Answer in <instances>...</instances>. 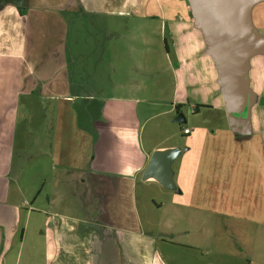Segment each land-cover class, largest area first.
<instances>
[{"label": "crops", "instance_id": "1", "mask_svg": "<svg viewBox=\"0 0 264 264\" xmlns=\"http://www.w3.org/2000/svg\"><path fill=\"white\" fill-rule=\"evenodd\" d=\"M249 20L243 57L222 62L190 0H0V263L20 226L19 249L31 234L24 264H168L151 254L157 239L199 245L200 211L264 222V111L247 107L252 87L264 90L251 75L264 65V0H251ZM185 104L217 110L222 125L181 126ZM158 115L162 128L144 133ZM169 148L182 153L171 163L178 190L161 203L159 237L147 233L144 197L161 184L144 169ZM26 150L31 186L18 165ZM29 212L35 227L20 225Z\"/></svg>", "mask_w": 264, "mask_h": 264}, {"label": "rangeland", "instance_id": "2", "mask_svg": "<svg viewBox=\"0 0 264 264\" xmlns=\"http://www.w3.org/2000/svg\"><path fill=\"white\" fill-rule=\"evenodd\" d=\"M78 28H76V31ZM79 32V31H78ZM262 62L264 63V53L257 55ZM74 61V65L81 64L80 63V56L77 54H73L72 56H68ZM256 58V57H255ZM100 62V56L95 55H85L82 56V63L92 65L94 63ZM97 63V64H98ZM256 69V72L254 71ZM251 71V75L254 80L263 81L264 84V65L263 67H257ZM89 73H91L89 71ZM107 72H102L103 79L107 81V78L104 76ZM74 76H79L81 73L79 72H72ZM83 75V74H82ZM91 75H93L91 73ZM248 76V73H247ZM255 86V85H254ZM254 93L251 98L247 102L248 110L251 112L253 111H264V100L259 106L256 107L258 95L260 94L262 96V93H264V90L262 87H252ZM259 91V92H258ZM263 97V96H262ZM199 110L197 114H193L191 112L190 106L185 104L183 107V112L185 114L187 122H184L181 124V126L188 125L190 128L192 126L193 120H196V123L200 122L202 125L209 126L211 124L213 125H222L218 119L217 116V110L214 109H205L204 106L200 105L198 106ZM157 108H160L159 105L152 106V110H155ZM168 117H162L160 115L153 117L149 123H146L144 126L143 132H148L147 130L149 128H152V125L160 124V129L162 128L165 121H167ZM174 118V117H173ZM180 126V124H177V128ZM255 125H253L254 127ZM249 128H252L250 126ZM161 134L162 131L158 130L155 131ZM178 132V138H179V145L180 147H186L185 142L187 140V135L180 132L179 129H177ZM30 150H26V152L23 154L25 159L22 161H19L18 165L23 166V177L21 178V182L24 183L23 186H31V178H32V160L30 158ZM182 153L178 154L176 157V160L180 158ZM178 162V161H175ZM174 165V163H173ZM172 165V171L174 170V167ZM175 179H173L174 181ZM3 181V179L0 177V183ZM160 184V183H159ZM160 186V187H158ZM16 186L14 183H12L11 190H15ZM147 195L144 197V203L147 207V233H152L153 235H160V218H161V210L160 206L162 201H168L170 199L171 194L177 192L178 187L175 184V181L173 183V186L170 188L164 187L161 185H149L146 188ZM170 192V193H169ZM181 200H186V195L181 194L180 195ZM14 200H18V196H15ZM141 198L139 197V206H142V209L144 208V204L140 202ZM204 202V200H201ZM19 202L21 207L24 210H31L29 208V205H22L21 204V198H19ZM74 202V199H73ZM141 212V209H140ZM142 215V212H141ZM42 218L45 220L47 219L46 216L43 217V215L40 214ZM90 215H87L89 217ZM198 240L199 245L194 246V248H179L174 247L172 249H165L163 245L161 244L160 238L157 239V249H154L151 253L153 256L158 254L159 252H163L165 255L168 264H264V222L263 221H249V220H240L235 219L230 216H221L216 215L214 217L211 216H205L203 211H200L198 216ZM40 217L38 213L35 212H29L28 214L23 213L21 218L20 225H24L27 221L29 225H33L35 227L36 225L34 223L40 222ZM185 221V220H184ZM43 222V220L41 221ZM185 224H189L188 221H185ZM30 227L27 228L26 231V238L24 240L23 246L21 249H19V241L21 239V226L18 228V236H17V242L14 247L12 256L10 253L6 255L7 262L6 264H24V256L27 253L28 246L30 244L31 237L30 233H28ZM35 229V228H34ZM37 231H40L37 230ZM36 233V229L33 231ZM149 235V234H147ZM45 236V235H44ZM46 237V236H45ZM160 237V236H159ZM161 250V251H160ZM40 256H36V259L39 262ZM43 264V259L42 262ZM1 264V263H0ZM36 264V263H35Z\"/></svg>", "mask_w": 264, "mask_h": 264}, {"label": "water", "instance_id": "3", "mask_svg": "<svg viewBox=\"0 0 264 264\" xmlns=\"http://www.w3.org/2000/svg\"><path fill=\"white\" fill-rule=\"evenodd\" d=\"M190 2L209 41L216 44L215 51L219 59L222 62L240 61L246 50V37L252 30L249 20L251 0ZM174 119L184 122L185 116L182 111H178ZM178 153V148L155 150L144 169V177L152 176L164 187H172L174 181L171 163Z\"/></svg>", "mask_w": 264, "mask_h": 264}, {"label": "built area", "instance_id": "4", "mask_svg": "<svg viewBox=\"0 0 264 264\" xmlns=\"http://www.w3.org/2000/svg\"><path fill=\"white\" fill-rule=\"evenodd\" d=\"M183 132H189V129L188 128H184Z\"/></svg>", "mask_w": 264, "mask_h": 264}, {"label": "trees", "instance_id": "5", "mask_svg": "<svg viewBox=\"0 0 264 264\" xmlns=\"http://www.w3.org/2000/svg\"><path fill=\"white\" fill-rule=\"evenodd\" d=\"M178 109V107H176Z\"/></svg>", "mask_w": 264, "mask_h": 264}]
</instances>
